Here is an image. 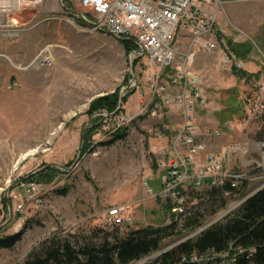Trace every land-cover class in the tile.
Returning <instances> with one entry per match:
<instances>
[{
  "label": "rangeland",
  "instance_id": "obj_1",
  "mask_svg": "<svg viewBox=\"0 0 264 264\" xmlns=\"http://www.w3.org/2000/svg\"><path fill=\"white\" fill-rule=\"evenodd\" d=\"M68 10L94 19L93 11L76 0H43L17 16L14 36L0 37V238L20 236L13 248H0V264H23L34 248L56 234L112 233L116 228L105 226L104 218L114 205H131L132 229L167 226L171 215L162 199L148 196L149 189L154 193L162 189L163 173L157 163L161 141L151 132L160 120L136 119L113 131L114 121L105 115L111 114L89 115L94 102L121 95L128 86L127 94L135 93L120 111L137 113L141 100L146 101V58L135 57L137 49L128 52L122 41L93 30ZM218 27L223 28L226 42L249 45L241 71L260 75L246 81L220 64V53L198 54L194 69L208 100L199 121L205 131L220 127L219 138L207 139L209 150L225 154L230 144H238L246 151L234 152V168L249 169L260 179L251 181L230 214H221L215 224L264 188V140L259 139L264 128V2L239 4L231 10L223 3ZM46 48L53 54V65L48 67L42 63L44 54L37 59ZM89 121L87 136L95 128L90 150L82 149L78 165L70 170ZM124 130L127 137L107 144ZM50 165L69 170L57 168L60 173L43 182L38 199L30 200L22 184L36 173L46 174ZM9 189L12 216L4 207ZM186 194L192 197V190ZM20 203L24 208L19 212ZM215 216L204 221V229L214 225L207 224ZM199 228L166 239L160 251L133 264H150L182 240L196 239L203 232ZM119 229L121 236L127 233Z\"/></svg>",
  "mask_w": 264,
  "mask_h": 264
},
{
  "label": "built area",
  "instance_id": "obj_2",
  "mask_svg": "<svg viewBox=\"0 0 264 264\" xmlns=\"http://www.w3.org/2000/svg\"><path fill=\"white\" fill-rule=\"evenodd\" d=\"M42 1L0 0V37L14 36L17 16L38 7ZM76 1L93 11V20L85 15V20L82 19L90 23L93 30L133 41L138 50L134 51L135 57L146 58L149 69L145 81L147 94L146 101L140 102V110L134 115L123 111L105 115L114 121L113 131L136 119L149 117L160 120L151 132L161 141L157 163L161 164L163 173L159 177L162 189L158 193L149 189L148 196L162 199L169 205L171 215L167 226H174L176 231L182 232L188 217L194 213L199 211L207 218L212 216L207 211L208 205H205L211 197H222L226 205L215 212L216 218L207 225L218 222L221 214H230V207L239 201L240 193L251 181L260 178L251 176L249 169L234 168L232 156L241 149L238 144H230L225 154L209 150L207 139L219 138L220 127L205 131L199 121L201 113L208 107V100L201 76L194 69L197 55L218 52L221 54L220 64L231 71L244 70L246 65L236 56L229 41L226 42L223 28L218 27L223 10L221 0ZM42 54L46 56L42 60L43 65L52 66L50 49H44L37 59ZM220 183L233 185V192L223 193ZM22 187L30 200L38 199L44 190L43 184L35 180H27ZM184 190H192V197H184ZM130 207V204L110 207L104 225L123 227L128 232L134 223ZM23 208L24 204L20 203L17 210L20 212ZM203 223L189 230L195 231L200 227L197 231H204ZM189 240L191 237L182 241ZM218 258L224 261L228 253L218 256L213 253L193 254L191 260L200 263Z\"/></svg>",
  "mask_w": 264,
  "mask_h": 264
},
{
  "label": "trees",
  "instance_id": "obj_3",
  "mask_svg": "<svg viewBox=\"0 0 264 264\" xmlns=\"http://www.w3.org/2000/svg\"><path fill=\"white\" fill-rule=\"evenodd\" d=\"M122 42L128 52L137 49V45L131 40ZM229 44L239 59H245L250 52L248 44L233 45L231 41ZM233 74L246 81L258 79L260 75L241 70H234ZM134 93L135 91L128 93L123 104ZM119 100V93L103 97L91 105L89 115L93 117L102 111L113 114L118 108ZM94 129L89 131L83 152L90 150L89 141ZM124 137H127L126 130L115 134L107 144L110 145ZM259 139L264 140V128L259 134ZM46 171V174L36 173L29 177V181L50 182L60 173L56 167H49ZM223 187H220L223 193L225 190L233 192L232 186L228 183ZM210 200L205 203L208 205L209 215H214L226 205L222 197H211ZM4 203L7 209L6 200ZM206 218L205 214L198 211L188 217L184 229L196 227ZM115 228L112 233L96 230L89 236L73 233L56 234L34 248L23 264H133L160 251L166 239L181 234L174 226L161 228L147 226L139 229L129 227V231L121 236L119 227ZM19 238V234L0 238V248H13ZM207 253L216 256L228 253V258L224 261L218 258L200 263L191 260L193 254L202 256ZM184 257L187 258L185 262ZM150 264H264V188L247 199L241 208L226 220L204 229L196 239L181 243Z\"/></svg>",
  "mask_w": 264,
  "mask_h": 264
},
{
  "label": "water",
  "instance_id": "obj_4",
  "mask_svg": "<svg viewBox=\"0 0 264 264\" xmlns=\"http://www.w3.org/2000/svg\"><path fill=\"white\" fill-rule=\"evenodd\" d=\"M69 13H71L72 15L74 16H77V17H80L82 18L83 20H85L84 18V15L80 14V13H77V12H74L72 10H68ZM118 40L120 41H125L126 39H122V38H119ZM135 79V78H134ZM130 88V86L126 87V89L122 92V94L120 95V100H119V104H118V108L117 110L113 113V114H116L118 113L122 108H123V101H124V98L128 92V89ZM103 112H100V113H97L96 115H102ZM94 115V116H96ZM93 118V117H92ZM90 125H91V121H89V123L87 124L85 130L83 131V134H82V137H81V141H80V145H79V150H78V156L77 158L75 159L74 163L72 164V167L70 168V170L74 169V167H76L81 159V155H82V149H83V143L86 139V136H87V133H88V130L90 128ZM50 167H56L58 169H65V170H69L68 168H63V167H60L58 165H50ZM25 179L21 180V182L25 181ZM10 189L6 192V204H7V207H8V210L12 216V210H13V206H12V203H11V200H10V197H9V193H10ZM1 228V227H0ZM162 253V252H160Z\"/></svg>",
  "mask_w": 264,
  "mask_h": 264
},
{
  "label": "crops",
  "instance_id": "obj_5",
  "mask_svg": "<svg viewBox=\"0 0 264 264\" xmlns=\"http://www.w3.org/2000/svg\"><path fill=\"white\" fill-rule=\"evenodd\" d=\"M223 1L224 5L227 6L228 9L231 10L233 6L239 4H248V3H256V2H264V0H221Z\"/></svg>",
  "mask_w": 264,
  "mask_h": 264
},
{
  "label": "bare ground",
  "instance_id": "obj_6",
  "mask_svg": "<svg viewBox=\"0 0 264 264\" xmlns=\"http://www.w3.org/2000/svg\"><path fill=\"white\" fill-rule=\"evenodd\" d=\"M109 35H111V36H113V37H116L117 38V34H109ZM263 152H264V146H263ZM225 184H227V183H224V185ZM232 186V188H233V185H231ZM184 197H189L187 194H186V190H184ZM249 198V197H248ZM247 198V199H248Z\"/></svg>",
  "mask_w": 264,
  "mask_h": 264
}]
</instances>
